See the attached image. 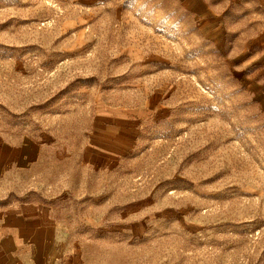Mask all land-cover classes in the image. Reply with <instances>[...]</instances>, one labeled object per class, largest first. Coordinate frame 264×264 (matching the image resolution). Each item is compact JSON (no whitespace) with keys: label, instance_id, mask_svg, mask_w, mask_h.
Returning <instances> with one entry per match:
<instances>
[{"label":"rangeland","instance_id":"obj_1","mask_svg":"<svg viewBox=\"0 0 264 264\" xmlns=\"http://www.w3.org/2000/svg\"><path fill=\"white\" fill-rule=\"evenodd\" d=\"M0 212L6 264H264V0H0Z\"/></svg>","mask_w":264,"mask_h":264},{"label":"crops","instance_id":"obj_2","mask_svg":"<svg viewBox=\"0 0 264 264\" xmlns=\"http://www.w3.org/2000/svg\"><path fill=\"white\" fill-rule=\"evenodd\" d=\"M2 216H4V219L2 220ZM13 217V220L10 219ZM17 220V216L13 215L8 216V214H1L0 212V264H6L2 261L1 253V236H18L17 234V227L15 226L16 222L14 220ZM15 227V228H14ZM20 236H22V229L19 233ZM30 236H41L38 234L31 233Z\"/></svg>","mask_w":264,"mask_h":264}]
</instances>
